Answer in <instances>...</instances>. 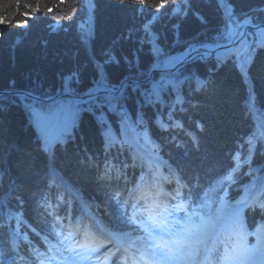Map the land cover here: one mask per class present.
<instances>
[{
	"label": "trees",
	"instance_id": "1",
	"mask_svg": "<svg viewBox=\"0 0 264 264\" xmlns=\"http://www.w3.org/2000/svg\"><path fill=\"white\" fill-rule=\"evenodd\" d=\"M40 2L41 12L28 20L27 28L0 25V91L24 90L41 97L61 94L65 84L62 78L72 70L79 72L78 78L68 85L76 96L97 88L98 81L100 86L117 87L124 78L145 80L154 63L165 67L163 61L167 57L181 53L189 45L231 40L234 36H229V30L236 31L244 13L264 7V0H223L233 7L230 21L216 8L221 0L215 3L210 0L208 4L193 0V7L204 15L206 23L202 24L191 13L187 17L165 13L154 24L156 39L150 41L142 25L152 9L149 7L141 14L136 11L139 6L131 0H92L95 7L91 10L89 0H67L53 13L46 9L56 5L57 0ZM176 2L180 4L181 0ZM24 3L34 5L36 0H21V12L26 11ZM15 12L16 0H0V15ZM251 14L254 23H264V12ZM15 19L24 18L17 15ZM175 24L179 25L178 31L173 27ZM52 26L57 30L53 31ZM154 46L161 49L160 54L153 51ZM248 47L245 44L219 61L217 57L205 62L198 59L173 73L154 72L144 83L130 82L115 110L107 102L99 109L79 104V112L68 125L69 140L55 149L58 170L61 168L72 188L93 207L98 206L97 211L103 215L108 185L100 181L101 168L92 170L90 162L95 160L101 166L105 160H112L115 162L112 173L117 175L121 165L128 163L122 154L132 162L129 155L132 149L125 141L126 134L131 133L153 158L154 152L168 150L179 177L188 184L206 182L230 172L233 180L229 190L233 199L250 188L255 200L264 202V47L255 49L251 62L242 70ZM106 53H113L119 62L107 63ZM188 77L193 80L186 81ZM169 80L173 83L169 84ZM165 81L168 86L161 88L158 97L153 96V87ZM133 84L138 87L134 89ZM145 93L151 97V104ZM177 97L182 104L176 103ZM0 99L7 105L0 111V171L6 175L0 179V199L6 195L7 205L22 210L34 225L41 216L40 200L56 201V193L64 191L48 170L45 130L40 132L36 126L55 128L64 115L49 112V105L68 99L62 96L34 105L45 117L40 125L31 109L25 107L31 100L20 99L10 92H1ZM197 122L203 125V130L196 127ZM106 132L107 138L113 139L108 146L104 140ZM182 144H190L192 149L187 150ZM234 147L238 148L232 152ZM64 154L69 162L62 158ZM79 160L87 161L80 169L68 164ZM144 161L141 156L138 164L143 166ZM127 166L131 168L132 164ZM125 176L133 177L130 173ZM173 179L177 181L174 176ZM259 184L260 188L254 192ZM65 192L64 199L75 202L73 196L68 198L69 191ZM252 213L248 210L246 214L249 223H257L264 216L258 209Z\"/></svg>",
	"mask_w": 264,
	"mask_h": 264
},
{
	"label": "snow or ice",
	"instance_id": "2",
	"mask_svg": "<svg viewBox=\"0 0 264 264\" xmlns=\"http://www.w3.org/2000/svg\"><path fill=\"white\" fill-rule=\"evenodd\" d=\"M123 2V0H122ZM210 0H204L205 4H208ZM211 2L215 3V0H211ZM67 3V0H57V4L53 7H49L46 9L48 13H53L56 11V8L60 4ZM133 5L139 6L136 11L141 14L144 13V10L147 8H151L148 19L142 25L143 30L148 35L150 41H154L156 39V34L152 31L154 24L158 21L161 15L168 13L173 16H181L183 14L184 17H187L189 13H191L196 19H198L202 24L206 23V18L204 15L196 8L193 7V0H181L180 4H177L176 0H131ZM21 0H16V12L6 15H0V25L5 28L17 27V28H27L28 20L34 19L36 14L41 12V2L40 0H36V3L33 5L32 3H24L23 7L26 11H20ZM171 5V7H169ZM95 5L92 3V0H89V8L94 9ZM216 8L218 11H223L224 15L231 21L233 18V7L230 6L228 2L216 3ZM77 9H73V13H76ZM253 11L256 12H264V7L259 9H250L248 12L244 13L243 24L251 25L258 30L261 28V25L254 24L253 15L251 14ZM19 15L24 19H15V17ZM74 19V18H70ZM91 24V16L89 17V25ZM83 28V25H81ZM175 29H179V25H173ZM53 31L57 30L56 26H52ZM90 31V28H89ZM236 32L234 29L229 30V36H235ZM259 35L264 36V31H259ZM19 43V42H18ZM204 48L201 51L200 48L189 45L186 54L191 56L193 53L196 54V58L203 60L206 57L212 55L213 49L211 46H202ZM219 47V45H217ZM257 47H264V40H257L246 50V57L242 64V70H244V65L251 62L252 57L254 56L255 49ZM153 51L157 54L161 53V49L158 46H154ZM231 49H226L225 53H216L217 60L219 61L224 55L230 52ZM107 63H118L119 61L115 59L113 53H106ZM127 62V58L125 57ZM167 64L172 65L173 67L177 66L180 63V58H169L166 62ZM79 72L78 70H72L69 74H67L62 79L64 80V91L71 92V88L68 86L69 83L78 78ZM169 84H172L173 81L169 80ZM138 87L136 84H133V88ZM163 85L154 86L152 90L153 96H159V91ZM124 85H120L118 88L109 89V88H101L100 82L98 81V86L96 91H90L88 93L89 100H80V101H70V102H57L53 101L52 105H49V112H57L64 115V130L67 129V126L71 123V120L75 117V115L79 112V104H89L90 107L94 106L99 109L105 102L115 110V106L113 104L114 101L118 100L120 97L117 93H123ZM97 91H103L107 93L103 98L96 95ZM18 98L20 99H29L31 100V104H26L25 107L31 109L32 115L35 117V122L40 125L41 121L45 119L44 115L36 111L34 105L43 104L45 102V98L40 96H34L29 93L27 96L23 94H18ZM46 99H51L47 97ZM145 99L149 104L152 103L151 97L145 93ZM99 101V103H97ZM177 104H182L183 101L180 97H177ZM6 104L3 99H0V111H3L6 108ZM183 111V109H181ZM102 116L103 113L101 112ZM169 119H171V113H169ZM103 127V123L100 125ZM162 130H167V127L164 125H160ZM178 127L183 128L182 124L177 123ZM196 127L200 130H203V125L197 122ZM105 137L109 136V133H104ZM50 143V140L47 135H45V149L47 145ZM251 145V141H249ZM247 162V161H245ZM167 179V178H165ZM232 175H225L223 181H231ZM221 181V183H223ZM177 184L180 183L179 179H177ZM180 192L179 189L176 190L175 193H166L157 186L152 193V200L154 203L150 207H146L144 209L147 212V218H144V213L139 211V202L134 205H129L132 207L133 212L131 215L128 214L127 209L123 212H120L121 205L124 204L123 197L118 194V191L112 192L109 195V202L112 207L115 209L113 213L114 221L105 217L108 221V224L111 226L110 229H106L101 226H96V232L99 234L97 237L92 239V243H81L78 245L79 248L84 249L83 252L77 251L75 247L68 246L66 247V251L69 252L70 255L74 254V256L80 257L81 260L89 261L95 258V264H107L110 260L111 264H119L121 259L123 258L124 264H127V256L128 248L125 246V240L128 237V233L124 231L125 227L135 225L141 231H143L146 236L142 239L146 240H154L155 243L150 245L151 251L149 255L152 258L153 262H167L171 260H176L182 258V254L184 253V248L181 241L185 238H191L195 236L199 231L202 230L205 224H211L212 219L205 221L204 217H199V224L195 225V230H193L194 220L193 215L188 214V210L184 203H170L166 201H176L179 199ZM144 199L148 197L143 196ZM158 201V202H156ZM2 203H0V207H2ZM221 206L223 207V201H221ZM248 210L256 211L257 209L264 213V202H257L252 205L247 206ZM245 210V205L241 203L238 207L234 208L230 213V218L232 220V229L240 236V243L229 252L227 249L225 250V254L222 259L228 261L231 260L232 264H244L246 260L251 259L257 253L261 251L257 246L248 247L246 236L242 235L244 231L243 224L241 223L240 217L241 212ZM184 212L185 216L182 218L176 217L177 213ZM11 215V214H10ZM262 221H264V216H262ZM59 224H49L47 222V218L44 223H37L33 228L34 232H38L37 240L39 242V236L43 235L44 241L48 240V235L50 234V230L55 227H59ZM176 226H179V231L176 230ZM71 235V234H70ZM165 236L168 237L165 240ZM179 238V239H178ZM70 236H64L63 240H69ZM87 239V237H86ZM259 242L260 237H256ZM63 240L60 243L63 245ZM30 243V242H29ZM43 246V245H42ZM157 249H159V256H157ZM206 251H209L206 249ZM209 254H211L209 252ZM7 253L0 252V256H5ZM49 259H54V257H50ZM68 259V257H65Z\"/></svg>",
	"mask_w": 264,
	"mask_h": 264
},
{
	"label": "bare ground",
	"instance_id": "3",
	"mask_svg": "<svg viewBox=\"0 0 264 264\" xmlns=\"http://www.w3.org/2000/svg\"><path fill=\"white\" fill-rule=\"evenodd\" d=\"M244 19V18H243ZM243 27L245 26L244 24H243V22H242V24H241ZM243 28H241V30H242ZM246 31L243 33V31H241L239 34H238V38H240V43H239V45L236 47L237 48V51L238 50H240L241 48H242V46L243 45H245V44H248L249 46H251L255 41H257V40H264V36H261V35H259V31H257V30H255V29H253V28H246L245 29ZM262 31H264V30H262ZM243 33V34H242ZM228 41H220V42H215V43H212V42H207V43H205L206 45L205 46H211L212 47V49L214 50V49H217L218 47H217V45L219 44V47L220 46H222L220 43H223V44H225V43H227ZM218 43V44H217ZM195 44H198V43H195ZM193 45V44H192ZM203 45H196V47H198V48H200V49H203V47H202ZM214 47V48H213ZM188 48V47H187ZM186 48V49H187ZM219 49V48H218ZM216 50V53L217 52H219V53H225L226 52V49H230V47H227V46H223L222 47V49L223 50ZM256 49H258V47L256 48ZM257 51V50H256ZM215 53V54H216ZM183 54V56H186V52H183L182 53ZM181 54V55H182ZM228 54H232V52H228ZM176 55H174V56H170V57H167L165 60H168L169 58H172V57H175ZM182 56V57H183ZM189 57H191V56H189ZM165 60L163 61V64H164V62H165ZM180 60H182V58L180 59ZM196 60H198V58H193L191 61H189L186 65H188V64H190V63H192V62H194V61H196ZM201 61H203V62H205V60H201ZM185 64H183V65H185ZM159 66V64L157 63V64H153V67H158ZM173 67V66H172ZM195 68H196V66H195ZM154 72H158V71H149L148 72V75H147V78L145 79V80H142V83H144L145 81H147V79L149 80V78H151L152 76H153V74H154ZM191 77H188V78H186L185 80L186 81H189V82H191L193 79V77L190 79ZM130 83V82H129ZM160 85H163V87L164 86H168V83H167V81H165V82H163L162 84H160ZM159 85V86H160ZM162 87V88H163ZM92 90H95V89H92ZM118 100H116V101H114L113 103L115 104V106L117 107V105H118V103L116 104V102H117ZM61 118V119H60ZM59 118V122H56V125L55 126H59V128H64V119H65V117L63 116V117H60ZM169 121V120H168ZM163 123L165 122V121H162ZM171 122H169V124H170ZM37 127V130L38 131H40V132H43V130H45V135H47L48 136V138H49V140H50V143L47 145V148L45 149V151H46V154H47V163H49L51 160H49V158H51L50 156H49V154H51L50 153V150H53V154H51L52 155V159L54 160V163H55V166H56V162H55V149H56V146H50V145H52V144H54V142H56V143H59V145L60 146H62V144L63 143H65V141H67V140H69V137L68 136H63V135H61V134H59L58 135V133L57 132H53V131H51V130H48L47 128L45 129V128H41V127H38V126H36ZM32 128H34L35 129V127H34V125H32ZM186 129H188V128H186ZM51 135L53 136V135H55V136H59V140L58 139H56V138H52L51 137ZM156 138V137H155ZM196 139H195V141H198V137L196 136L195 137ZM127 140V141H126ZM125 141L126 142H129L130 143V146H131V149H132V151H134V152H136V153H138L140 156H144V152H141L139 149H138V147L135 145V144H137V141H136V139L134 138V135H132L131 133H128V134H126V139H125ZM182 146L183 147H185V149H192V147H191V145L190 144H182ZM236 148H238V147H234V149H233V151L232 152H234L235 150H236ZM161 152H154V157L155 158H153V159H151V158H144V164H143V166H145V167H147L148 166V164H149V162L151 163V164H161V165H166L167 167H169L170 169H171V171H173L174 173H178V170L177 169H175L174 168V163L170 160L171 158L168 156L169 155V151L168 150H160ZM111 153V154H110ZM109 155H112L113 156V152H109ZM149 155V154H148ZM163 155V156H162ZM232 156H233V154H231ZM122 157H123V159H124V161H126L127 160V164H130L131 163V161L129 160V159H127V155L126 154H122ZM239 156H237V158H238ZM62 158H64L65 159V161L66 162H69V158L68 157H66V155L64 154L63 155V157ZM236 158V159H237ZM155 159V160H154ZM76 162V163H75ZM74 163H68L69 165H70V167L71 168H73V169H80L81 167H84V164L87 162V161H81V160H79V161H75ZM77 162L79 163V164H77ZM91 164H93L92 165V170H94V169H100V168H103V167H106V166H108V171H107V178H104V177H100V181H104V183L105 184H107L108 186H109V184H110V180H109V178L111 177V175H112V172H113V167H114V165H115V162L114 161H112V160H105V162H103L102 163V165L100 166V165H98V163L94 160V161H91L90 162V165ZM95 164H96V166H95ZM132 164V163H131ZM173 166V167H172ZM48 167H53V165L51 164V166L48 164ZM173 168V169H172ZM52 169L53 168H49V170L50 171H52ZM136 170V167L135 166H133V164H132V167H131V171H135ZM62 170H61V168H59V172H61ZM171 172L170 171H167V175H166V177H168L169 176V174H170ZM146 174V173H145ZM162 174V170L157 174V175H161ZM156 175V176H157ZM5 172L4 171H0V179H2L3 177L5 178ZM171 176V175H170ZM131 178V180L132 181H134L135 183H141L142 185V187H144L145 189V191H136L134 194H131V195H134V196H136V198H138L139 197V194H141L142 192H144V194L145 195H147V197L148 198H150V199H152L151 197H152V193H153V191H149V189H148V187H150V185H152L153 184V181L151 180H149V185H148V187L146 186V185H144L143 183H142V181H141V177L140 176H138V179H133L132 177H130ZM130 178H128V177H126V176H124V177H122L121 178V184L122 185H124V186H126L127 185V182H128V180L130 179ZM59 179H60V183L61 184H63L64 183V181H65V183L67 184V186L68 187H70L71 185L67 182V180H65V177L63 176H59ZM143 179L145 180L146 179V176H144L143 177ZM155 179V178H154ZM155 180H158V179H155ZM102 181V182H103ZM170 181H171V183H174L176 180H174V179H172V178H170ZM181 181H184V179H181ZM115 182V181H114ZM197 185H199L198 187H207L208 189H210L211 188V186L210 185H205L204 183H200V184H197ZM191 186V184H186V185H182V187H181V189L183 190V189H185L186 187H190ZM166 187V186H165ZM67 190H68V188H66ZM155 189V188H154ZM153 189V190H154ZM190 189V188H189ZM176 189H173V191H175ZM163 192H168V191H163ZM186 195H189V194H186ZM186 195H184L183 197H182V200L184 201V200H186V199H188V198H185L186 197ZM134 196H132V198H135ZM63 198V199H62ZM81 198H83V199H85V200H87L86 199V197H84V196H82L81 194H80V196L78 197V200H81ZM61 199L62 200H60V205H62V204H64V205H66L67 204V201L66 200H64V196H61ZM189 199H191V198H189ZM144 201H147L146 199H144ZM190 201V200H189ZM196 201H200L201 202V204H202V201H203V199L201 198V197H196ZM157 202V201H156ZM166 202H170V203H179L180 201L179 200H176V201H166ZM189 203V202H188ZM212 203H213V201H212ZM129 205H133V204H129ZM149 206L148 207H150L151 206V204H148ZM186 206V205H185ZM35 208V207H34ZM187 209H189L190 210V207H186ZM195 209H198V208H195ZM30 211H34V209H30ZM251 217H252V214H251ZM28 219H29V217H27ZM35 223L34 224H36V220L34 221ZM231 225H229V227H230ZM229 231L231 232V233H234V234H236V232L232 229V227H230L229 228ZM250 232V231H249ZM25 236V235H24ZM234 236H237V237H240V236H238L237 234L236 235H234ZM246 237H250V238H252V239H255V234L253 233V232H250V233H247L246 234ZM254 242L253 241H250L249 242V240H247V245H248V247H250V245H252ZM262 243H264V242H262ZM187 245H191V243L190 242H187L186 243ZM134 248L140 253V256L141 255H143V250H142V248H138L137 246H134ZM5 249V247L3 246V245H1L0 246V252L1 251H3ZM136 251V252H137ZM61 264H67V260H65V261H63Z\"/></svg>",
	"mask_w": 264,
	"mask_h": 264
},
{
	"label": "water",
	"instance_id": "4",
	"mask_svg": "<svg viewBox=\"0 0 264 264\" xmlns=\"http://www.w3.org/2000/svg\"><path fill=\"white\" fill-rule=\"evenodd\" d=\"M242 22H243V20L240 22V25H239V28L237 29V31H236V35L234 36V38L231 40V41H229V42H227V43H225V44H223V43H220L222 46H220V47H218L217 49L218 50H223L222 49V47L223 46H227V47H230V49H231V51L230 52H232L233 51V49H234V47H237L238 45H239V43L241 42L240 41V38H238L237 36H238V34L241 32V31H243V33L246 31L245 29L246 28H253V29H255V30H257V31H262V30H264V24H259V25H261V28L258 30L257 28H255V27H253V26H251V25H245L244 27L241 25L242 24ZM254 24H256V23H254ZM241 28H243L242 30H241ZM242 33V34H243ZM218 44V43H217ZM196 45H206L205 43H198V44H193V46H196ZM219 45V44H218ZM217 49H215V50H213L212 51V55L213 54H215L216 53V50ZM201 51H203V49H201ZM185 52H186V50H185ZM228 54V53H227ZM212 55H210V56H212ZM210 56H208V57H206V58H209ZM193 58H196V54L195 53H193L192 55H191V57H189L187 54H186V56H183L182 57V60H180V63L177 65V66H175V67H171V68H167L166 70H163V71H173V70H175V69H177V68H179L180 66H182L183 64H185V63H188L189 61H191ZM205 58V59H206ZM152 72L153 71H157L158 69H156L155 67H153L152 69H150ZM137 79H133V78H124V79H122L121 81H120V83L117 85V88L120 86V85H124V89H125V87L127 86V84L129 83V82H137L136 81ZM138 81H142V80H138ZM101 87H111V88H114L113 86H107V85H101ZM96 89L97 88H95V90H91V89H88L86 92H85V94L84 95H82V96H76V95H74L72 92H63V93H61V94H58V95H54V96H50V98L51 99H53L54 97H56V96H66V97H68L69 99H70V101H80V100H83V99H86V98H88L89 96H88V93L90 92V91H96ZM110 89V88H109ZM1 92H10L11 94H14V95H18V94H23L24 96H27L29 93H31V92H28V91H24V90H21V91H0V93ZM101 91H97L96 92V94H98V93H100ZM32 95H34L33 93H31ZM34 96H37V95H34ZM50 99V100H51ZM47 100H49V99H45V101H47Z\"/></svg>",
	"mask_w": 264,
	"mask_h": 264
},
{
	"label": "rangeland",
	"instance_id": "5",
	"mask_svg": "<svg viewBox=\"0 0 264 264\" xmlns=\"http://www.w3.org/2000/svg\"><path fill=\"white\" fill-rule=\"evenodd\" d=\"M211 48H212V47H211ZM213 48H214V47H213ZM203 49H204V48H203ZM182 56H183V54H182V55L175 56V58H180V59H181ZM172 58H173V57H172ZM168 60H169V59H168ZM168 60H165L164 65L167 66V67H171L172 65L166 63Z\"/></svg>",
	"mask_w": 264,
	"mask_h": 264
}]
</instances>
